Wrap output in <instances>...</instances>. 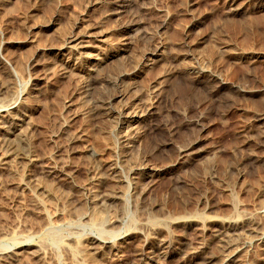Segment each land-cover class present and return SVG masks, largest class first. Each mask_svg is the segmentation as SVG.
Segmentation results:
<instances>
[{
  "label": "rangeland",
  "instance_id": "374dc122",
  "mask_svg": "<svg viewBox=\"0 0 264 264\" xmlns=\"http://www.w3.org/2000/svg\"><path fill=\"white\" fill-rule=\"evenodd\" d=\"M0 1V120L9 102H15L13 111L26 110L28 144L19 150L56 170V179L37 170L27 176L15 159L0 161V264H122L121 258L130 260L144 236L153 237L163 216L181 210L207 217L250 216L255 227L239 229L235 244L248 246L246 264H263L264 0H139L140 8H131L137 20L132 29L121 27L130 24V13L104 19V3L92 0ZM76 32L91 36L80 38L86 46L79 50L65 48L81 62L64 71L57 48ZM140 33L143 39L138 40ZM126 37L133 39L127 46ZM159 42L164 45L162 61L147 65V51ZM170 59L177 73L166 82L155 113L141 122L158 123V128L126 146L121 138L126 124L116 114H92L84 84L92 82L95 98L110 96L119 90L111 83L118 72L143 62L131 86L144 105L159 73L171 67ZM202 68L214 72L215 79H194ZM122 101L114 100L113 106ZM4 134L0 127V140ZM73 135L77 138L71 143ZM187 147L189 154L180 155ZM147 163L159 167V177L153 182L144 177L150 189L142 200L134 181ZM107 164L119 170L118 176L101 184L95 175L108 173ZM180 178L184 183L176 184ZM107 185L120 193L110 206L99 198ZM148 203L157 207L150 209ZM162 227L163 234L174 228L190 232L183 226ZM193 232L188 233L191 239L196 238ZM90 238L107 241L105 257L83 256ZM117 244L122 257L108 254ZM39 248L44 258L34 256ZM14 253H19L17 263L10 260ZM92 257L97 258L92 262ZM179 258L160 263L190 264Z\"/></svg>",
  "mask_w": 264,
  "mask_h": 264
},
{
  "label": "bare ground",
  "instance_id": "6f19581e",
  "mask_svg": "<svg viewBox=\"0 0 264 264\" xmlns=\"http://www.w3.org/2000/svg\"><path fill=\"white\" fill-rule=\"evenodd\" d=\"M1 2V1H0ZM20 2V1H19ZM93 3H104V12H103V17L104 19H109V18H113V17H117L119 18L122 14L127 13L131 15H133V9H131L133 6L136 8H140L139 4H142L139 2V0H103L101 1H96V0H92ZM232 2V1H231ZM19 5V4H18ZM232 5V10L234 11H238V9L236 7H233V3ZM103 6V4H102ZM142 7V5H140ZM236 6V5H235ZM240 6V5H239ZM238 6V7H239ZM230 8V9H231ZM231 11V10H230ZM133 16L130 24L126 25H122L121 27H126V28H131V26H133L134 24H136V21L134 20ZM131 19V18H130ZM138 19V18H137ZM245 19V18H244ZM165 20V19H164ZM232 20V19H231ZM130 21V20H129ZM215 21V20H214ZM139 22V21H138ZM226 22V21H225ZM100 23V22H99ZM129 23V22H127ZM240 23V22H239ZM126 24V23H125ZM221 24V23H220ZM225 24V23H224ZM247 24V23H246ZM215 26V25H214ZM120 27V26H119ZM135 27V26H134ZM225 27V26H224ZM246 27V26H245ZM80 28V27H79ZM133 28V27H132ZM131 28V29H132ZM138 30V29H137ZM131 31V30H130ZM134 31V30H133ZM227 31V30H226ZM64 32V30H63ZM135 32V31H134ZM137 32V31H136ZM141 32V31H139ZM66 33V32H65ZM91 33V32H90ZM138 33V32H137ZM91 36V35H87L86 33L80 34L79 32L74 33L70 36H68V38L65 40V42L59 46L57 48L58 50V54L61 56L62 55V68L64 69V71H68L70 68L74 67L75 65L77 66V63L79 64L80 58L79 57H74L73 55H71V53H67L65 52V48H69L70 49H78V48H82L86 45L83 44V40L80 39L82 36ZM131 36V35H130ZM129 36V37H130ZM142 34L140 33V35L138 34V36L136 37L138 38H142L141 37ZM129 37H126L125 39V43L126 46L129 44L130 40L133 41V39H130ZM218 37V36H217ZM80 39V40H79ZM119 39V38H118ZM130 39V40H129ZM136 39V40H137ZM143 39V38H142ZM220 39V38H219ZM113 40V39H112ZM139 40V39H138ZM86 41V40H85ZM109 41V40H108ZM114 41V40H113ZM120 41V40H119ZM176 41V40H175ZM122 42V41H121ZM120 42V43H121ZM86 43V42H85ZM115 43V42H114ZM119 43V42H118ZM171 45V44H170ZM39 47V46H38ZM117 47V46H116ZM187 47V46H186ZM226 47V46H225ZM119 48V46H118ZM126 48V47H125ZM124 48V49H125ZM191 48V47H190ZM143 49V48H142ZM164 49V45L159 42L157 44H154L152 46V48H150L147 51V54L149 55L146 59H147V65H154L159 61H162L163 58V50ZM177 49V48H176ZM181 49V48H180ZM224 49V48H223ZM229 49V48H228ZM72 50V51H73ZM79 50V49H78ZM222 50V49H221ZM225 50V49H224ZM71 51V52H72ZM132 51V50H131ZM229 52V51H228ZM42 53V52H41ZM74 52H72L73 54ZM135 53V52H134ZM213 53V52H212ZM247 53V52H246ZM116 54V53H115ZM43 55V54H42ZM122 55V54H121ZM231 55V54H230ZM76 56V55H75ZM116 56V55H115ZM140 56V55H139ZM52 57V56H51ZM210 57V55H209ZM79 58V59H78ZM139 58V57H138ZM133 59V58H132ZM131 59V60H132ZM173 59V58H172ZM248 59V58H247ZM37 60V59H36ZM135 60V59H134ZM140 60V59H138ZM104 61V59L102 60ZM123 61V60H122ZM137 61V60H136ZM171 62V67H165L162 69V71L159 73L160 75L158 76V81L156 80V83L153 85V87H151L150 90V94L149 96L151 97L149 103L146 102V104L143 105L141 98L139 99L136 96V93L132 90L134 89L131 85L132 83V79L134 77V75H136L137 72L140 71L141 67H143L142 64L143 62H140L138 64H134L132 65L131 68L125 69V70H121L120 72H118V75L115 77L113 85L115 87H119V90H114V92L109 96H98V97H93V95H91V92L93 91L92 88V82H88L85 83L83 88V94L85 96V101H92V114H96L97 115H102V114H106V115H111V114H116L118 115V119L121 123H125L126 126L128 127L127 130H125L124 132H122L121 138H122V142H124V144L126 146H130V143H134L135 141H139V139L143 136V134L146 131H154L158 128L159 124L158 123H150L147 124V126L141 125L142 121L144 122L146 119L149 120V116L153 115L155 113V109H156V105L155 103L157 102V100L159 99V96L162 92H164L166 82H168V79L171 76H174L175 73H177V69L176 65L173 64V60H169ZM181 61V60H180ZM100 62V61H99ZM135 62V61H134ZM251 62V61H250ZM137 63V62H135ZM101 64V63H100ZM132 64V63H131ZM179 64V63H178ZM24 65V64H23ZM116 65V64H115ZM145 66V65H144ZM129 67V66H128ZM186 67V66H185ZM53 68V67H52ZM94 68V67H93ZM99 68V67H98ZM105 68V67H104ZM127 68V67H126ZM144 68V67H143ZM189 68V67H188ZM3 69V68H2ZM121 69V68H120ZM119 69V70H120ZM20 70V69H19ZM190 68L189 71L190 72ZM55 71V70H54ZM96 71V69H95ZM187 71V70H185ZM192 71V70H191ZM71 72V71H70ZM99 72V71H98ZM180 72V71H179ZM214 73V72H213ZM212 72H209L208 70L202 68L199 71H197V73L193 74V78L199 80L202 76L207 75L209 79H215L216 75L213 74ZM141 74V73H140ZM8 75V74H7ZM98 75V74H97ZM191 75V74H190ZM9 76V75H8ZM115 76V75H113ZM112 76V77H113ZM7 77V76H6ZM92 77H90L91 80ZM98 78V77H97ZM205 78V77H203ZM89 79V78H88ZM128 79V80H127ZM191 79V78H190ZM111 80V81H113ZM126 80V81H125ZM203 80V79H202ZM3 81V80H2ZM196 81V80H195ZM97 82V81H96ZM107 82V81H106ZM4 83V82H3ZM7 83V82H6ZM5 83V84H6ZM110 83V82H109ZM177 83V82H175ZM174 83V85H175ZM190 83V82H189ZM225 82H221V84H224ZM11 84V83H10ZM96 84V83H95ZM103 84V83H102ZM173 85V86H174ZM217 85V84H216ZM212 86V85H211ZM168 87V86H167ZM171 87V86H170ZM215 87V86H214ZM5 90H9V88L4 87ZM98 88V87H97ZM175 88V87H174ZM184 88V87H183ZM3 89V88H2ZM1 89V90H2ZM12 89V88H11ZM14 89V87H13ZM102 89V88H101ZM105 89V88H104ZM113 90V89H112ZM14 91V90H13ZM101 91V90H100ZM170 91V90H169ZM106 92V91H105ZM168 92V91H167ZM242 92V91H241ZM4 93V91H3ZM7 93V92H6ZM5 93V94H6ZM9 93V92H8ZM11 93V92H10ZM82 93V92H81ZM101 93V92H100ZM108 93V92H107ZM111 93V92H110ZM12 94V93H11ZM93 94V93H92ZM94 94H96L94 92ZM109 94V93H108ZM128 94V96H127ZM169 94V93H168ZM2 95V94H1ZM100 95V94H99ZM195 95V94H194ZM4 96V94H3ZM2 96V97H3ZM127 96V97H126ZM139 96V95H138ZM182 96V95H181ZM231 96V95H230ZM1 97V98H2ZM26 97V96H25ZM31 97V96H30ZM30 97H28L30 99ZM87 97V98H86ZM202 97V96H201ZM0 98V99H1ZM6 98V97H5ZM27 98V99H28ZM84 98V97H83ZM123 99L124 101H122L123 103L120 106H113V101L116 99ZM223 98V97H222ZM198 100V99H197ZM7 101V100H6ZM15 101V100H14ZM178 101V100H177ZM24 102V101H23ZM80 102V101H79ZM84 102V101H83ZM15 103V102H12ZM11 102L6 104V108H3L2 110H4V112H7V115L3 117V119L0 120V124L2 126V128H4L5 134L2 135L3 137L0 140V161H2L3 163L5 162H9V159L11 160L12 158L15 159L14 162L18 163L20 166H22V168L24 169V173L27 176H30V174L34 171H39V173L41 174H48V176H51L53 178H55V167L54 166H44L41 163H39V159L30 156L28 154H26L25 152H21L19 150V146L22 145L24 147V145L26 146V144H28V137L26 132H25V124H28L26 122L27 119L24 118V116L26 115V113L24 111H13L12 109L15 108L16 106H12ZM228 104V102H227ZM81 106V105H80ZM18 107V106H17ZM160 110V109H159ZM3 112V113H4ZM85 112V111H84ZM88 112V111H87ZM86 112V113H87ZM5 114H2V116ZM262 114H258V116H261ZM124 116V117H123ZM257 116V117H258ZM102 117V116H101ZM121 117H123L124 121H122ZM2 118V117H1ZM110 118V117H109ZM263 118L262 116L259 118L261 119ZM147 122V121H146ZM145 122V123H146ZM28 129V128H27ZM194 129V128H193ZM201 129V128H200ZM262 130V129H261ZM3 131V130H2ZM28 131V130H27ZM260 132V131H259ZM258 132V134H259ZM264 133V130L262 131ZM3 133V132H2ZM148 133V132H147ZM80 134V132L78 133ZM152 134V133H151ZM262 134V133H261ZM72 135V134H71ZM148 135V134H146ZM78 136V135H77ZM108 136V135H107ZM106 136V137H107ZM145 136V135H144ZM77 137L75 135H73L72 137H70L69 141L72 143ZM80 138V137H79ZM82 138V136H81ZM152 138V137H151ZM163 138V137H162ZM186 138V137H185ZM189 139V138H188ZM261 139V138H260ZM141 140V139H140ZM166 140V139H165ZM190 140V139H189ZM76 141V140H75ZM191 141V140H190ZM195 141V140H194ZM120 143V142H119ZM154 143V142H153ZM163 144V143H162ZM171 143H165V145H170ZM174 144V143H173ZM176 144V143H175ZM193 144V143H192ZM164 145V146H165ZM133 146V145H132ZM22 147V148H23ZM27 147V146H26ZM163 147V146H161ZM167 147V146H166ZM164 149V148H163ZM188 147L184 148V149H180L179 150V154L180 155H188ZM191 150V149H190ZM24 151V150H23ZM182 153V154H181ZM184 153V154H183ZM252 154V153H251ZM254 154V153H253ZM194 156V155H193ZM209 156V155H208ZM251 156V155H250ZM255 156V155H253ZM257 156V155H256ZM98 158V157H97ZM184 158V157H183ZM192 158V157H190ZM206 158V157H205ZM211 158V157H210ZM209 158V159H210ZM263 158V157H262ZM100 159V158H99ZM180 159V158H179ZM193 160V159H192ZM216 161V160H215ZM11 162V161H10ZM13 162V160H12ZM101 162V160H100ZM183 162V161H182ZM211 162V161H210ZM226 162V161H225ZM229 162V161H228ZM233 162V161H232ZM219 163V162H217ZM222 163V162H220ZM230 163V162H229ZM17 164V165H18ZM89 164V163H88ZM99 164V163H98ZM182 164V163H181ZM198 164V163H197ZM224 164V163H223ZM15 165V164H14ZM108 165V164H107ZM141 165V164H140ZM202 165H204L202 163ZM212 165V164H211ZM200 166V165H199ZM214 166V165H213ZM221 166V165H220ZM219 166V167H220ZM100 167V165H99ZM158 166L155 165H151V164H144V166L142 165L141 167H139L140 169H142L141 171H143L142 173L139 172V178H137V176L135 177V181H134V189H135V194H137V197L139 199L143 198L145 199V196H147V192H149L150 189V185L148 186L147 184L144 185L145 183L142 181L143 179H145L144 177H150V182H153L154 179L158 178L156 177L158 175V168H156ZM204 168V167H203ZM224 168V166H223ZM107 172L108 173H101L98 172L96 173L100 183L102 184L105 180V178H109L112 177L114 179H116L117 175V170L115 169L114 166L112 165H108L106 167ZM207 168H205L204 170H206ZM222 169V168H221ZM227 169V168H226ZM225 169V170H226ZM139 170V169H138ZM165 170V169H164ZM219 170V169H218ZM228 170V169H227ZM64 171V170H63ZM119 171V170H118ZM136 171V170H135ZM170 171V170H169ZM65 172V171H64ZM102 172V171H101ZM104 172V171H103ZM106 172V171H105ZM175 172V171H174ZM227 172V171H226ZM170 173H172L170 171ZM207 173V171H206ZM58 174V172H57ZM56 174V175H57ZM72 174V173H71ZM175 174V173H174ZM173 174V175H174ZM177 174V173H176ZM228 175V174H227ZM156 177V178H155ZM25 178V177H24ZM118 178V177H117ZM176 178V177H175ZM227 178V177H226ZM56 179V178H55ZM183 179V178H182ZM181 178L180 179H176V184H183V180ZM107 180V179H106ZM110 180V179H108ZM146 180V179H145ZM32 181V180H31ZM98 181V182H99ZM155 181V180H154ZM232 181V180H231ZM113 182V181H112ZM228 182V181H227ZM30 183V182H29ZM38 183V182H37ZM43 183V182H42ZM118 183V182H117ZM144 183V184H143ZM39 185V184H38ZM97 185V184H95ZM113 185V184H112ZM109 186L107 185V187L101 191L100 194V203H107L108 206L109 204L111 205L115 199L118 197V195H120V193L118 192L119 190L116 189V187L114 186ZM153 185V184H151ZM32 186V184H31ZM87 186V185H86ZM176 185H174L175 187ZM41 188V187H40ZM43 188V187H42ZM103 188V187H102ZM101 188V189H102ZM133 189V190H134ZM179 190V189H178ZM79 191V190H78ZM175 191V190H174ZM60 195V194H59ZM98 195V194H97ZM123 195V194H122ZM36 196H34L35 198ZM136 197V198H137ZM45 198V197H44ZM65 198V197H64ZM95 198V197H94ZM264 198V197H263ZM262 199V198H261ZM44 200V199H43ZM50 200V199H49ZM64 200V199H63ZM260 200V199H259ZM67 201V200H66ZM93 201V200H92ZM261 201V200H260ZM261 203V202H260ZM114 204V203H113ZM141 204V203H140ZM149 204V203H148ZM264 204V203H263ZM73 205V204H72ZM109 205V206H110ZM147 205V203H146ZM97 206V205H96ZM103 206V205H102ZM264 206V205H263ZM85 207V206H84ZM83 207V208H84ZM146 207V206H145ZM155 207H157L156 205H154L153 203L148 205V208L150 209H154ZM264 208V207H263ZM62 209V208H61ZM74 209V208H73ZM82 209V208H81ZM108 209V207H107ZM70 210V209H69ZM77 210V209H76ZM160 210V209H157ZM102 211V210H101ZM264 212V209L262 210ZM80 212V211H79ZM83 212V211H82ZM177 212V211H176ZM180 214H176L173 216H167L164 213V209H162L163 216L161 218V220H163V225H168L170 227H176V226H183L184 229H190L194 231L193 233L195 234L196 238L195 239H191L193 238L188 236L187 230H183L181 233H177L175 232L176 229L174 228V230H171L169 232H167L166 234L161 233L162 230V226H157L154 227L152 231V235L153 237H149V236H144L140 242L139 240V244L137 243V246L135 245L134 247V252H133V257L129 260L125 259V258H121L120 261H122V264H162L160 263V261L165 260L167 258H174L176 257H180L184 260H187L190 262V264H246L247 263V252L248 250L246 249L247 247L244 245V243L242 244H235L236 242V238L235 236L237 235V233L239 234V232H241L244 227L247 228H254L256 225V222L254 220H252V218L250 216H245V215H241V216H225V215H214L211 217H207L204 216L203 214H197L195 211H180ZM229 212V211H228ZM243 212V211H242ZM262 212V213H263ZM75 213V212H74ZM149 213V212H148ZM248 213V212H247ZM66 214V213H65ZM160 214V213H159ZM173 213H171L172 215ZM222 214V213H221ZM226 214V213H225ZM255 214V213H254ZM41 216V215H40ZM74 216V215H73ZM76 216V215H75ZM38 217V216H37ZM71 217V216H70ZM74 218V217H72ZM101 218V217H100ZM116 220V219H114ZM256 220V219H255ZM259 221V220H258ZM42 222V221H41ZM114 222V221H111ZM116 222V221H115ZM114 225V224H113ZM115 226V225H114ZM113 226V227H114ZM140 226V225H139ZM150 227V226H149ZM162 227V228H161ZM1 229V228H0ZM165 229V228H163ZM179 229V228H178ZM241 231H240V230ZM256 229V228H255ZM245 230V229H244ZM239 231V232H238ZM166 232V231H165ZM9 233V232H8ZM255 233V232H254ZM142 235V233H139V235ZM192 234V233H191ZM193 234V235H194ZM245 234V233H244ZM149 235V234H148ZM240 236V235H239ZM90 237V236H89ZM134 237V236H133ZM142 237V236H141ZM140 237V238H141ZM85 238V237H84ZM91 239V238H90ZM125 239V238H124ZM236 239V240H235ZM247 239V238H246ZM87 245L84 246L81 251L84 254V252H86L83 256L87 255L89 257L93 256L92 254L96 253L98 254L100 257L104 256L103 253V248L105 246H107V241L105 240H93ZM127 240V239H126ZM136 240V239H135ZM249 240V239H248ZM86 241V240H85ZM90 241V240H89ZM134 242V239L130 240ZM241 241L242 238H241ZM138 242V241H137ZM130 243V242H129ZM86 244V243H85ZM136 244V242H135ZM113 245V244H112ZM119 245V244H117ZM116 245V246H117ZM121 245V243H120ZM120 245L118 247H115L113 249H110V252L108 254H113L114 256L120 257L122 255V250L120 249ZM134 245V244H132ZM123 246V245H121ZM37 247V246H36ZM82 247V246H81ZM120 247V248H119ZM215 248V250L210 251V248ZM78 249V248H77ZM130 249V248H129ZM107 250V249H106ZM124 250V249H123ZM133 251V250H132ZM105 252V251H104ZM262 252V251H261ZM107 253V252H106ZM125 253V251H124ZM33 254L35 257H37V259L39 258H44V252H42L39 248V250L33 251ZM249 254V253H248ZM15 255V257L13 256ZM11 256L12 262H16L19 258L17 257L19 255V253H14ZM257 255V254H256ZM25 256V255H24ZM88 257V258H89ZM122 257V256H121ZM124 257V256H123ZM245 257V258H244ZM10 258V257H9ZM93 258L92 257V262H93ZM97 257L94 258V261ZM179 258V260H180ZM253 258V257H252ZM251 258V259H252ZM21 259V258H20ZM119 259V258H118ZM260 260H262L263 264H264V253L260 254L259 257ZM9 260V261H10ZM103 260V259H100ZM34 261V260H33ZM37 261V260H35ZM176 261V260H175ZM187 261V262H188ZM254 261V260H253ZM252 261V262H253ZM11 262V261H10ZM100 262V261H99ZM258 262V261H257ZM17 263V262H16ZM88 263V262H87ZM95 263V262H94ZM98 263V262H97ZM250 263V262H249ZM248 263V264H249ZM254 263V262H253ZM101 264V263H100ZM180 264V263H179ZM182 264V263H181Z\"/></svg>",
  "mask_w": 264,
  "mask_h": 264
}]
</instances>
